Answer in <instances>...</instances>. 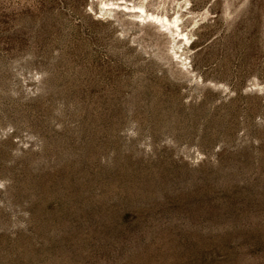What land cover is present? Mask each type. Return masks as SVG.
Instances as JSON below:
<instances>
[{
    "label": "rangeland",
    "instance_id": "1",
    "mask_svg": "<svg viewBox=\"0 0 264 264\" xmlns=\"http://www.w3.org/2000/svg\"><path fill=\"white\" fill-rule=\"evenodd\" d=\"M0 264H264V0H0Z\"/></svg>",
    "mask_w": 264,
    "mask_h": 264
}]
</instances>
